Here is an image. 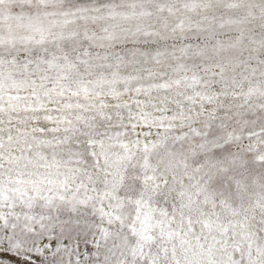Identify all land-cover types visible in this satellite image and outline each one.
<instances>
[{"label":"snow or ice","instance_id":"1","mask_svg":"<svg viewBox=\"0 0 264 264\" xmlns=\"http://www.w3.org/2000/svg\"><path fill=\"white\" fill-rule=\"evenodd\" d=\"M0 264H264V0H0Z\"/></svg>","mask_w":264,"mask_h":264}]
</instances>
